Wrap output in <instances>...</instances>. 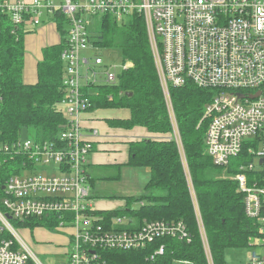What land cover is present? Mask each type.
Listing matches in <instances>:
<instances>
[{
	"label": "built area",
	"instance_id": "1",
	"mask_svg": "<svg viewBox=\"0 0 264 264\" xmlns=\"http://www.w3.org/2000/svg\"><path fill=\"white\" fill-rule=\"evenodd\" d=\"M57 11L70 21L68 47L62 54L65 97L61 107L66 124L55 142L28 139L5 146L11 162L18 156L23 163L5 185L0 264H44L33 238L22 237L18 229L32 231L16 226L31 219L48 218L46 224L53 228L35 230L66 235L62 261L57 264H109L103 252L150 250L164 238L192 241L183 221H149L132 230L128 227L137 225L135 219H108L95 213L87 166L94 151L92 138L99 133H84L81 116L93 106L83 92V81L88 77L87 84L114 85L119 72L117 66L106 67L104 81L96 79L93 67H103L104 62L84 56L93 49L88 32L91 22L86 17L112 15L119 22L134 13L146 20L172 125L171 133L156 134L153 139L175 141L178 146L208 264L215 262L171 97L172 88L188 83L213 92L203 120L208 123L206 153L214 165L228 169L233 160L242 159L232 179L244 196L247 216L259 229L249 240V264H264V0H63L61 6L57 0H0V14L9 15L15 28L38 27ZM131 67L127 63L121 69ZM90 71L94 80L89 79ZM166 252L167 245H161L146 261L152 263Z\"/></svg>",
	"mask_w": 264,
	"mask_h": 264
},
{
	"label": "trees",
	"instance_id": "2",
	"mask_svg": "<svg viewBox=\"0 0 264 264\" xmlns=\"http://www.w3.org/2000/svg\"><path fill=\"white\" fill-rule=\"evenodd\" d=\"M96 18L100 19V31L92 32L88 27L93 49L121 50L124 64L130 63L133 67L123 70L114 85L89 83L84 88L92 110L128 109L130 119L111 120L110 125L127 130L144 127L153 134L171 133L172 125L144 16L134 13L119 22L112 15ZM50 20L57 26L61 43L43 50L44 58L38 65V82L26 85L25 37L29 32L24 27L15 28L9 15L0 14L1 209H4L1 203L6 197L3 187L11 176L18 174L23 163L18 156L11 162L5 146L19 142L23 131L28 132L29 138L35 142H55L66 124L61 107L65 97L62 54L68 47L70 21L58 11ZM171 97L214 262L227 264V252L248 248L249 239L258 234V225L247 216L244 196L237 192L236 183L222 178L220 175L225 169L215 166L206 153L208 123L203 117L206 105L213 99V92L188 83L182 88H172ZM241 161V158L236 162L233 160L227 173L236 175ZM127 166L150 172L146 194L123 198L126 204L123 210L95 213L108 219L123 216L135 219L137 225L128 227L132 230L140 229L149 221H183L190 230L192 241L164 238L157 240L150 250L106 251L103 259L109 264H175V260L208 264L176 142L152 138L133 142ZM88 177L90 183L93 182ZM48 221V218L31 219L16 226L31 231L38 226L53 230L46 224ZM164 244L167 245L166 254L152 263L147 262V256Z\"/></svg>",
	"mask_w": 264,
	"mask_h": 264
},
{
	"label": "crops",
	"instance_id": "3",
	"mask_svg": "<svg viewBox=\"0 0 264 264\" xmlns=\"http://www.w3.org/2000/svg\"><path fill=\"white\" fill-rule=\"evenodd\" d=\"M16 1V0H10ZM32 2L34 0H25ZM51 17H46L44 23L40 27L28 25L26 29L28 35L25 37V56H24V83L26 85H35L38 82V65L43 61V50L47 47L55 46L61 43V36L57 26L50 20ZM85 56V54H84ZM88 77L83 81L87 86ZM131 118V111L128 109H99L84 113L81 116L84 133L91 135L94 131H98V136L92 138L94 142V151L89 157L87 173L90 180L93 182V194H95V179L91 170L98 169L103 172H110L105 177V180L121 179L122 175L119 171L123 167H128L130 160V144L140 142L146 138H152L156 135L150 133L144 127H135L127 130L115 128L110 125L111 120H128ZM118 171L116 174L115 172ZM112 195L97 196L95 206L98 211H118L124 208L125 201H116L110 197ZM34 241L39 243L56 242L61 235H56L48 230L37 229ZM36 237L39 241L36 240ZM65 240H61L56 246H60Z\"/></svg>",
	"mask_w": 264,
	"mask_h": 264
},
{
	"label": "rangeland",
	"instance_id": "4",
	"mask_svg": "<svg viewBox=\"0 0 264 264\" xmlns=\"http://www.w3.org/2000/svg\"><path fill=\"white\" fill-rule=\"evenodd\" d=\"M40 1L45 2L47 0H40ZM57 4L61 6L63 4V0H57ZM43 18H45V16ZM86 18L87 20L89 19V23L91 22L90 26L92 24V27H89V29L92 32L100 31V19L99 18L95 17L94 19L93 17H88V16ZM86 23L88 26V21H86ZM84 54L86 57L92 59L93 62L95 61L96 58H100L103 60L104 62L103 67H96V66L93 67V69L95 70V73L97 74L96 79L98 81H102V82L104 81V78H105L104 72H105L106 67L117 66L119 74L122 72L121 68L124 64V61H123V55H122L121 50H118V49H104V50L90 49L88 51H85ZM87 70L88 69L84 67L83 73L87 74ZM89 79L90 80L95 79L94 74L91 71L89 73ZM29 137L30 136L28 132L23 131L20 139L21 141H26L28 140ZM227 171L228 169H225L224 172L220 176L225 179H232L234 175H229ZM117 172L118 171H116L115 174ZM91 173L93 175V178L95 179V194L99 197L100 196L103 197L104 195H112L110 197L117 198V199H113L116 201H123L122 200L123 198L130 197V196L139 197L141 195L146 194L145 187L150 180V172L148 170H145V169L139 170V169H134L131 167H126V166L123 167L121 171H119V173L122 175V178L121 179L119 178L117 180H110V179L105 180L103 178L110 172H103L102 170H98L94 168L93 170H91ZM93 191H94V188H93ZM155 194H158V193H155ZM195 217H196V214H195ZM196 221H197V217H196ZM197 225H198V222H197ZM18 230L20 231V234L22 237H25V238L30 237L32 239V235L34 231L29 233L26 229H21V230L18 229ZM50 232L56 235H62L61 237H59V239L56 242H60L61 240L63 241L66 238L65 237L66 235H63L64 233H58L54 231H50ZM35 236H38V234H35L33 236V239ZM36 240L39 241L37 237H36ZM56 242L39 243V242L34 241L35 252L39 255L40 259L42 260L44 264H57L62 261L61 249L62 248L64 249V246L66 245V243H63L60 246H56L58 244ZM251 255L252 253L249 247L242 249V250L233 249L227 252L226 261H227V264H249ZM207 263H208V260H207Z\"/></svg>",
	"mask_w": 264,
	"mask_h": 264
},
{
	"label": "water",
	"instance_id": "5",
	"mask_svg": "<svg viewBox=\"0 0 264 264\" xmlns=\"http://www.w3.org/2000/svg\"><path fill=\"white\" fill-rule=\"evenodd\" d=\"M3 189L5 190V186L3 187Z\"/></svg>",
	"mask_w": 264,
	"mask_h": 264
}]
</instances>
